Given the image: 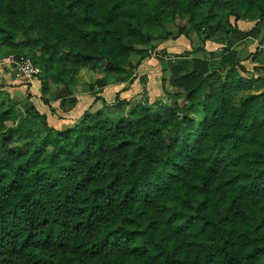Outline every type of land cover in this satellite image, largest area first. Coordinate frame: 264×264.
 Returning a JSON list of instances; mask_svg holds the SVG:
<instances>
[{"label": "trees", "instance_id": "1", "mask_svg": "<svg viewBox=\"0 0 264 264\" xmlns=\"http://www.w3.org/2000/svg\"><path fill=\"white\" fill-rule=\"evenodd\" d=\"M184 16L201 50L215 28L224 48L264 35V0H0L1 54L26 49L41 97L81 69H135ZM248 56L225 51L217 71L175 55L167 80L182 103L114 120L87 107L62 128L33 104L39 126L13 124L0 84V264H264V63L254 75Z\"/></svg>", "mask_w": 264, "mask_h": 264}, {"label": "rangeland", "instance_id": "2", "mask_svg": "<svg viewBox=\"0 0 264 264\" xmlns=\"http://www.w3.org/2000/svg\"><path fill=\"white\" fill-rule=\"evenodd\" d=\"M210 12V8H203L201 14H207ZM187 17H176L175 19H167L163 23V32L169 35H175L178 30L182 31L178 39L173 37L168 38L170 41L166 44L167 48L174 50V53H168L167 50L158 47V41L154 50L153 57L160 56L161 52L165 54L160 57L159 69L155 72L148 74V78L141 84L142 76L138 79V83L135 86L130 87L129 84L132 81L134 69L131 68L133 59H130L125 63L123 72L116 77L113 75L105 74L102 69H96L94 71H88L81 69L74 76V85L71 88L64 86L61 83H53L50 85L49 91L40 95H33V88L29 89L24 85L30 84L28 81L22 80L20 77L13 75V71L0 62V74L5 75L4 80L11 81L12 83H0L3 89L7 91L9 97L12 98V102L6 101V105H13L15 111V120L13 124H21L27 128H35L39 126L38 120L29 113V105L33 106L39 111L46 114V120L49 125L55 128H62L71 124V119H76L82 112V108H87L90 111L96 109H102L105 114L111 117L113 120L119 117H124L130 108L138 107L144 103H150L154 101H160L164 104H171L173 102L182 103V91L180 89L171 87L168 84L169 64L171 60H175L176 56H180L182 60L188 61L192 57L205 59L209 67L213 70L221 71L222 65L219 62V57L225 52L230 51L235 57L248 56L243 59L241 63L244 67L251 71V73L262 74L263 70L261 65L264 63V35L259 32L254 37H247L234 45L224 48L221 44L215 43V40L222 38L221 29L215 28L217 19L215 17L210 18L207 24L203 28V32H207V26L215 28L212 32H209L210 40L204 42V50L199 49L201 42L199 37L193 31V26L187 23ZM231 22L232 19L230 18ZM237 26L248 27L251 22L247 20L237 21ZM184 35H187L186 37ZM174 40V41H172ZM211 50V51H209ZM3 49L0 48V58L6 55H2ZM255 52L254 55H252ZM26 49L18 50L14 54H25ZM27 54V53H26ZM152 55V54H151ZM174 55V56H173ZM167 56H172L174 59H168ZM252 57V58H251ZM185 70L189 68L188 62L184 64ZM38 66V65H37ZM259 66V67H256ZM39 67V66H38ZM7 69V70H6ZM41 74L39 73L35 77ZM155 78V83H152V79ZM98 80H103L99 82ZM18 81H22L17 83ZM38 81V80H37ZM22 85L20 89L16 86ZM262 88L260 82L255 83L252 92L258 91ZM127 90V93L123 95L121 92ZM130 90V91H129ZM129 91V92H128ZM29 92V97H25V93ZM40 93V91H39ZM72 98L75 100L71 106ZM43 99L47 100V104L43 103ZM119 103V104H118ZM73 109L76 111L72 112ZM190 115L197 119L198 116L194 111H191ZM39 130V129H38ZM19 132V131H18ZM13 135V141L15 146H22L26 142L22 138L23 132H19V139L16 138L17 134ZM41 133L40 131H38ZM1 138V136H0ZM27 141V140H26ZM31 144V141H29Z\"/></svg>", "mask_w": 264, "mask_h": 264}, {"label": "crops", "instance_id": "3", "mask_svg": "<svg viewBox=\"0 0 264 264\" xmlns=\"http://www.w3.org/2000/svg\"><path fill=\"white\" fill-rule=\"evenodd\" d=\"M178 38H179V36H177V37H175V38H173V39L175 40V39H178ZM174 40H172V41H174ZM168 41H170V39H169V40L166 39V40H164V41H161L160 43H158V47H159V48H162V49H164V50H167L168 53H174V50H172V49H170V48H167L168 45H166V44L169 43ZM169 44H172V43H169ZM158 63H159V62H158V59L154 58L152 55L149 56V57L144 58V59L140 62V64L134 69V73L132 74L134 78H132V81H131V83L129 84V86H130V87L135 86V85L138 83V79L140 78V76H142L141 84H140V85H143L144 81H146V79L148 78V74L151 73V72L153 73V72H155L157 69H159V64H158ZM6 70H7V69H6ZM4 77H6V76L0 74V83H3V84H6V83H12L11 81H8V80L6 81V80H4ZM152 81H154V82H152V83H155V78H153ZM20 82H22V81H18L17 83H20ZM28 82H30L28 88H29V89L33 88V92L35 93V94H33V95H38V94H40V93H39V91H40V90H39V82H38L35 78L31 79V80L28 81ZM21 86H22V85H19V86H16L15 88L20 89ZM24 88H26V85H24ZM129 91H130V90H129ZM129 91H128V92H129ZM124 93H127V90H124L123 92H121L122 95H123ZM82 109H84V108H82ZM74 111H76V109H73V110H72V112H74ZM71 121H74V119H71Z\"/></svg>", "mask_w": 264, "mask_h": 264}, {"label": "built area", "instance_id": "4", "mask_svg": "<svg viewBox=\"0 0 264 264\" xmlns=\"http://www.w3.org/2000/svg\"><path fill=\"white\" fill-rule=\"evenodd\" d=\"M173 59L172 56H167ZM0 62L7 65L13 71V75L20 77L24 81H30L39 73V67L32 62L30 57L23 54L10 53L0 58Z\"/></svg>", "mask_w": 264, "mask_h": 264}]
</instances>
